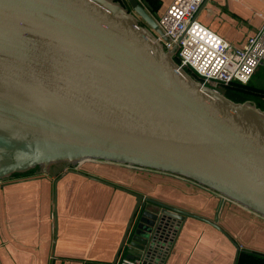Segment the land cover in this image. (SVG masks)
Returning a JSON list of instances; mask_svg holds the SVG:
<instances>
[{"label":"water","instance_id":"obj_1","mask_svg":"<svg viewBox=\"0 0 264 264\" xmlns=\"http://www.w3.org/2000/svg\"><path fill=\"white\" fill-rule=\"evenodd\" d=\"M153 10L147 0H0V181L101 161L187 180L220 197L218 212L230 201L264 219V110L181 68ZM131 194L133 250L158 214L221 230Z\"/></svg>","mask_w":264,"mask_h":264},{"label":"crops","instance_id":"obj_2","mask_svg":"<svg viewBox=\"0 0 264 264\" xmlns=\"http://www.w3.org/2000/svg\"><path fill=\"white\" fill-rule=\"evenodd\" d=\"M151 1L153 11L172 2ZM200 15L204 27L239 47L263 25L264 0H203ZM78 166L70 172L52 165L46 174L34 171L0 181V264H111L131 221V193L221 228L185 218L161 264H235L240 250L264 254V219L230 201L218 212L220 197L209 190L118 164Z\"/></svg>","mask_w":264,"mask_h":264},{"label":"built area","instance_id":"obj_3","mask_svg":"<svg viewBox=\"0 0 264 264\" xmlns=\"http://www.w3.org/2000/svg\"><path fill=\"white\" fill-rule=\"evenodd\" d=\"M141 1V0H139ZM239 1V0H233ZM203 0H172L156 21L162 36L158 39L167 51H173L176 63L197 75V80L217 90L233 82L247 83L258 67L264 66V17L260 29L241 46H233L197 21ZM78 164L66 168L77 170ZM134 215L115 264H161L172 251L182 221L158 214L148 231L142 249L130 248V237L136 228ZM135 252V253H133ZM129 255H134L129 258Z\"/></svg>","mask_w":264,"mask_h":264},{"label":"trees","instance_id":"obj_4","mask_svg":"<svg viewBox=\"0 0 264 264\" xmlns=\"http://www.w3.org/2000/svg\"><path fill=\"white\" fill-rule=\"evenodd\" d=\"M150 4L151 0H147ZM152 5V4H151ZM192 77L197 79V75L191 70H186ZM221 93H223L227 98L235 102H244L250 97H252V89H247L244 84L233 82L227 86L220 88ZM253 98V97H252ZM257 98V97H255ZM34 171L27 172L23 175H16L15 177L27 176ZM94 264V263H86ZM235 264H264V254H259L256 252H248L245 250H240L236 256Z\"/></svg>","mask_w":264,"mask_h":264},{"label":"rangeland","instance_id":"obj_5","mask_svg":"<svg viewBox=\"0 0 264 264\" xmlns=\"http://www.w3.org/2000/svg\"><path fill=\"white\" fill-rule=\"evenodd\" d=\"M164 12H165V10H163V8H161L160 10L153 11L152 17L154 18V20L157 21L158 19L161 18V16L164 14ZM203 18H204V15H200L197 18V21L199 23H201L202 25H205V23L203 22ZM244 85L246 86L247 89H252V91H253L252 92L253 98L250 97V99H248L246 101H250V102L254 103L260 109L264 110V66L258 67L257 70L255 71V73L253 74L252 78L247 83H245ZM220 88H222V86H220V85L217 86V91L221 92ZM255 97H257V98H255ZM166 176H170V175H166ZM21 177H26V176H21ZM170 178H176V177L170 176Z\"/></svg>","mask_w":264,"mask_h":264}]
</instances>
